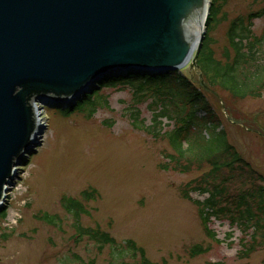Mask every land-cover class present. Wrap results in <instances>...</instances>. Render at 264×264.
I'll use <instances>...</instances> for the list:
<instances>
[{
    "label": "rangeland",
    "instance_id": "rangeland-1",
    "mask_svg": "<svg viewBox=\"0 0 264 264\" xmlns=\"http://www.w3.org/2000/svg\"><path fill=\"white\" fill-rule=\"evenodd\" d=\"M209 3L197 55L171 72L189 80L206 103V110L195 114L203 126H195L184 148L197 153L203 139L223 135L234 155L231 161L236 159L234 168L246 173L227 184L230 194L264 191V84L257 97L249 93L242 98L222 86L216 72L233 65L234 43L242 42L246 75L264 79V0ZM96 91L94 100H101L91 117L89 104L76 110L86 95L66 109L34 105L43 130L5 193L0 264H143L127 241L144 250L148 264H264V242L247 253L253 227L210 217L215 240L204 233L197 204L208 196L199 189L216 171L207 163L194 164L187 173L175 169L174 153L161 138L176 128L175 114L157 119L162 107L152 109L151 96L136 103L130 87ZM133 121L160 132L159 137L136 130ZM248 173L254 177L248 179ZM229 175L237 176L222 168L216 183ZM63 199L77 201L85 212L75 217ZM88 231L107 234L115 245L101 247Z\"/></svg>",
    "mask_w": 264,
    "mask_h": 264
},
{
    "label": "water",
    "instance_id": "water-1",
    "mask_svg": "<svg viewBox=\"0 0 264 264\" xmlns=\"http://www.w3.org/2000/svg\"><path fill=\"white\" fill-rule=\"evenodd\" d=\"M206 1L0 0V208L39 145L34 105L66 109L108 75L182 69Z\"/></svg>",
    "mask_w": 264,
    "mask_h": 264
},
{
    "label": "trees",
    "instance_id": "trees-1",
    "mask_svg": "<svg viewBox=\"0 0 264 264\" xmlns=\"http://www.w3.org/2000/svg\"><path fill=\"white\" fill-rule=\"evenodd\" d=\"M229 36H232V29ZM241 38L247 39V34ZM234 44L237 45V60H235L233 65L226 64L218 68L216 72L220 78V83L222 86L229 85L234 93L236 95L240 94L242 98L249 95V93L257 97L259 90L263 88L264 82L262 81L264 79L256 78L255 80L253 75L249 77L246 75L245 63L247 62L248 55L242 50V42ZM196 64L202 69V72H208L199 61ZM207 68L209 69L208 66ZM250 78L251 81H249ZM191 85L192 83L189 80L177 76L175 73L164 75H144L140 73H129L124 76L108 75L95 87L97 89H94L90 95H86L84 99L76 104V110L82 112L83 107L89 104L88 112L86 113L88 117H91L96 106L99 105L96 101L101 100V97L95 98L96 101L94 100V97L98 96V91L96 90L99 87L116 88L125 86L134 90L136 103L141 104L146 101V98L151 96V108L157 110L162 107L157 119L163 116L172 119L170 113H174L176 128L161 135V138L167 140L170 149L174 153L173 161L175 169L187 173L193 168L194 164L198 165L197 168H200L201 165L207 163L216 171V174L207 178L205 177L204 187L199 189L202 194L208 196L203 203L197 204L204 233L209 239L215 240L214 233L208 228L210 217L217 219L220 217L227 218L231 221V224H240L248 228L253 227L247 253L253 252L256 247L263 245L262 243L264 242V191L263 189L258 191L244 190L237 194H230L227 184L233 182V180L242 179L243 174L246 173L241 172V169L234 168L236 159L231 161V148L226 144L223 135L215 134L212 139H203L197 153H192L191 150L188 151L187 148H184L195 126L198 125L199 128L203 126L195 117L196 111L199 109L206 110V103L198 96V93L195 91L196 89ZM104 103L105 101H103ZM187 105L190 108L188 112L185 111ZM135 114L134 120L137 119L138 111ZM132 126L136 130L144 131L147 134L152 133L155 138L159 137L160 132H152L153 129L150 127L144 128L135 121H133ZM222 168L228 169L230 172L235 171L236 178L233 175L223 176L225 179H221V182L216 183L217 176L220 174ZM248 174L250 176L248 179L254 177L251 173ZM63 205L67 212L73 214L75 217L85 212L82 206L75 200L63 199ZM43 220L49 223L53 221L52 218H48L47 216H44ZM86 234L91 240L100 244L101 247L115 245L113 239L100 231H88ZM126 246L130 251L138 254L144 260L143 264H148L146 259H144L145 252L143 249L136 247L132 241H127Z\"/></svg>",
    "mask_w": 264,
    "mask_h": 264
},
{
    "label": "bare ground",
    "instance_id": "bare-ground-1",
    "mask_svg": "<svg viewBox=\"0 0 264 264\" xmlns=\"http://www.w3.org/2000/svg\"><path fill=\"white\" fill-rule=\"evenodd\" d=\"M207 1L209 3V0H207ZM206 9H207V3H206V6H205V9H204L205 11L203 12V16L201 18V22H200V25H199V29H198V33H197L196 39H197V37H199V35L202 36V33H201L202 31L204 32V23H205V19L207 17V12H208V11L206 12ZM36 113H37V115L39 117L40 115H39V112L37 110H36ZM39 124L42 126V119H39Z\"/></svg>",
    "mask_w": 264,
    "mask_h": 264
}]
</instances>
